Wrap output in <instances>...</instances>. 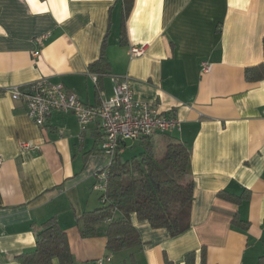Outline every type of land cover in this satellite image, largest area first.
<instances>
[{
  "label": "crops",
  "instance_id": "0c3cea01",
  "mask_svg": "<svg viewBox=\"0 0 264 264\" xmlns=\"http://www.w3.org/2000/svg\"><path fill=\"white\" fill-rule=\"evenodd\" d=\"M124 1L0 0V264H19L17 257L34 251L41 224L53 217L73 264L107 256L111 264H164L165 257L185 264L191 252L201 264L203 247L207 264H261L264 80L247 81L245 71L264 65V0H134L122 46ZM106 38L108 75L97 81L89 67ZM134 45L146 46L143 56L131 58ZM125 76L136 99L181 121V132L151 142L157 160L170 144L188 147L194 198L179 236L131 214L142 251L109 254L106 224L84 238L78 223L102 207L93 186L110 159L101 152L99 123L81 133L74 114L54 112L41 129L10 90L49 79L98 106L113 96L112 78ZM30 142L41 150L23 151ZM138 145L127 144L122 158L128 150L126 159L138 156ZM223 191L243 199L226 201ZM234 215L249 223L248 231L232 226Z\"/></svg>",
  "mask_w": 264,
  "mask_h": 264
},
{
  "label": "trees",
  "instance_id": "16d2710c",
  "mask_svg": "<svg viewBox=\"0 0 264 264\" xmlns=\"http://www.w3.org/2000/svg\"><path fill=\"white\" fill-rule=\"evenodd\" d=\"M134 0H125L121 20V44L126 45V22L130 16ZM108 47L107 38L103 43L99 60L89 67L96 74L97 81L108 75L109 64L105 56ZM247 81L264 80V65L247 68ZM142 152L130 159L118 154L108 170L106 191L99 195L106 202L100 209L85 213L79 219L81 234L84 238L98 235V226L106 224L109 254L142 251L143 242L137 229L128 219L135 214L139 221H146L154 229H166L172 237L179 236L188 229L182 225L183 213L189 215L194 198V183L190 178L191 153L183 144H170L161 160L156 159L151 139L144 140L139 147ZM219 197L237 202L243 196H234L228 192L219 193ZM232 226L243 231L249 230V223L234 215ZM34 251L17 257L19 264H73V255L66 233L60 228L57 218L53 217L41 224L36 238ZM201 264H207V249L200 253ZM197 254L191 252L185 256V264H196ZM264 264V257L260 260ZM131 264H136L135 259ZM164 264H174L167 257Z\"/></svg>",
  "mask_w": 264,
  "mask_h": 264
},
{
  "label": "built area",
  "instance_id": "2783aa9c",
  "mask_svg": "<svg viewBox=\"0 0 264 264\" xmlns=\"http://www.w3.org/2000/svg\"><path fill=\"white\" fill-rule=\"evenodd\" d=\"M145 50V45L131 46L130 56L141 57ZM38 55V52L34 53V58ZM202 70L208 73L211 66L203 63ZM112 82L113 96L109 100L101 101L98 106L83 103L75 94L68 92L63 84L52 83L49 79H41L24 88H12L10 94L14 101L24 104L29 119L41 129L46 127L54 112L74 114L81 133L87 132L92 123L98 122L103 131L101 152L109 157L108 166L127 144H141L158 134L181 132L182 123L173 112H162L157 104L136 99L129 76L113 77ZM21 147L25 152L40 151L42 144L30 142L22 144ZM3 163L4 160L0 158V168ZM108 173L105 168L97 175L93 190L99 195L106 191ZM105 202L102 197L101 203ZM111 263V256H107L86 264Z\"/></svg>",
  "mask_w": 264,
  "mask_h": 264
},
{
  "label": "rangeland",
  "instance_id": "374dc122",
  "mask_svg": "<svg viewBox=\"0 0 264 264\" xmlns=\"http://www.w3.org/2000/svg\"><path fill=\"white\" fill-rule=\"evenodd\" d=\"M129 152H130V151L128 150L127 153L123 155V159L128 158V154H129Z\"/></svg>",
  "mask_w": 264,
  "mask_h": 264
}]
</instances>
